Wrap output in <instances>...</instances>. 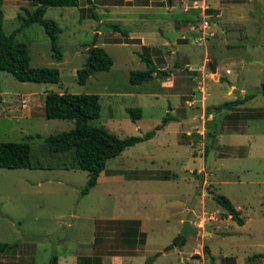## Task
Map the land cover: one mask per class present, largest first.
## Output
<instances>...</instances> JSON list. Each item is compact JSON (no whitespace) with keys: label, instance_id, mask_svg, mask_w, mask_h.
<instances>
[{"label":"rangeland","instance_id":"1","mask_svg":"<svg viewBox=\"0 0 264 264\" xmlns=\"http://www.w3.org/2000/svg\"><path fill=\"white\" fill-rule=\"evenodd\" d=\"M17 1H3L5 34L17 28L16 15L33 8ZM152 1L150 9L122 10L145 14L139 32L145 40L158 37L171 53L166 61L149 49L156 75L140 85L129 84L128 74L145 68L136 58L141 48L109 28L117 24L131 34L139 29L115 15L121 9L114 6L122 0H78L77 7L47 8L43 17L60 28L59 60L39 25L16 34L26 45L29 66L56 68L59 81L21 83L0 72V142L27 143L30 161L41 164L38 169H0V243H16L0 254V264H48L52 255L56 264H119L111 263L113 255L123 264H207L204 243L214 262L230 252L238 258L264 253V97L257 91L264 80V0H203L205 14L212 17L207 31L212 36L205 37L198 30L201 0ZM170 4L172 10L166 11ZM92 44L108 54L112 65L79 84L76 71ZM48 92L97 95L100 114L89 125L120 139L153 129L166 113L172 120L149 140L108 160L82 196L86 171L47 168L55 161L44 138L73 127L70 120L43 116ZM30 94L35 103L27 108L18 99ZM246 95L251 99L242 105L210 110ZM128 107L140 110L138 120L130 121ZM208 150L214 153L205 169ZM163 174L167 179H158ZM214 194L239 210L244 226L223 221V210L209 196ZM216 219L223 235L206 238L204 231L214 228ZM105 220H138L144 244L120 243L102 229ZM185 221L195 234L175 247L172 240ZM95 237L100 244H93ZM221 262L234 264V259Z\"/></svg>","mask_w":264,"mask_h":264},{"label":"trees","instance_id":"2","mask_svg":"<svg viewBox=\"0 0 264 264\" xmlns=\"http://www.w3.org/2000/svg\"><path fill=\"white\" fill-rule=\"evenodd\" d=\"M32 5V10L23 9V15H16L18 22L10 34L2 31V10L0 0V71L8 73L14 80L24 83H57L59 81V72L51 67H30L25 43L16 39V34L33 24L39 25L49 42V49L52 56L59 60L61 54L56 44V36L60 33L59 26L51 19L43 17L45 10L50 7H77L78 0H21ZM91 3L90 0H86ZM92 18H96L91 13ZM114 31H117L126 39L127 33L117 25H109ZM126 41H130L126 39ZM149 49H156L166 61L170 59L171 53L164 46L141 47V52L137 53L138 58L145 66L143 70L130 71L128 82L131 85H140L144 82H150L156 75V67L153 61L148 57ZM112 65V60L108 54L101 48L92 44L87 50V55L80 69L76 71V81L84 84L86 80L97 72H107ZM176 65V64H175ZM178 65V63H177ZM259 94L264 97V80L259 84ZM251 99L246 95L241 99H235L231 102L222 103L213 109L219 112L222 109L242 105ZM125 113L131 122L140 118L138 108H125ZM100 114V105L98 96L94 94H69L48 92L44 95L43 116L46 119L70 120L73 127L68 131H62L54 135H48L43 142L48 153L54 155V164L48 165L49 169H77L87 172L86 181L79 190L80 195L88 193L92 188L98 175L104 170L106 162L124 149L132 147L137 143L149 140L156 130L172 120L166 113L161 119L160 125L146 131L140 136H128L117 138L115 135L99 128L89 125V121L97 119ZM28 138V137H26ZM41 168L39 162L30 161V150L27 143L21 142H0V169H38ZM171 177H175L173 174ZM166 180V174L161 178ZM213 202L220 207L223 212L229 216L230 220L237 225H241L237 210L234 209L231 202L223 195L214 194ZM103 222L110 234L122 244L141 247L144 244L145 234L139 229L138 220H105ZM111 226V227H109ZM113 228V230H111ZM100 244V238L95 237L93 241ZM184 239L177 234L172 245L180 247ZM15 242L0 243V254L15 246ZM57 257L52 255L48 264H56Z\"/></svg>","mask_w":264,"mask_h":264},{"label":"crops","instance_id":"3","mask_svg":"<svg viewBox=\"0 0 264 264\" xmlns=\"http://www.w3.org/2000/svg\"><path fill=\"white\" fill-rule=\"evenodd\" d=\"M3 1L4 0H1V10H2V7H3ZM14 1H15V4L19 3L17 0H13V2ZM19 1H21V0H19ZM23 2H26V1H23ZM151 2H153V1L152 0H138V1H136V0H122L123 4L121 6H114L115 8L121 9V11L115 12L116 16L124 17V22H128V24H130L131 26L139 28V29H135V30H138V31H134L132 33L133 34L132 35L127 29L119 26L120 29H123V30L126 31V33H127L126 39H128L130 41H137L136 42L137 43L136 46H138L140 48L143 47V46L144 47H147V46H154V47L164 46L163 45L164 43H161V42L157 41L158 37L156 39V36H155V38L145 40L143 34L141 32H139L140 30H142L140 28H144L143 23H145V21L147 19L145 14H142V13L130 14V13L122 11V10H126L127 8L136 9V10L145 9V8L150 9V8H153V6L151 5ZM16 6L18 7V5H16ZM154 8H156V7H154ZM172 8H173V5L170 4V7L166 8V11H171ZM199 13H201V12H199ZM134 17H136V19ZM2 19H3V14H2ZM114 25H117V24H114ZM150 32L154 33V35H155V32H153V31H150ZM95 34L99 35V33L97 31H95ZM191 43H193V41H191ZM119 46H123V45H119ZM136 58L138 60V63L141 64L142 62L140 61V59L138 58L137 55H136ZM21 83H24V82H21ZM0 94H1V92H0ZM34 96H35V94H30L27 97H25L24 95H20L18 100H22V101L25 100L26 101V106H24V107L28 108V107L33 106V104L35 103V97ZM42 100H44V98ZM42 100H41V103H42ZM42 107H43V105H42ZM42 114H43V111H42ZM229 133H232V132H229ZM228 155H230V154H228ZM222 158H224V157H221L219 159H222ZM145 180H151V179H145ZM234 209L237 210V212H238V214L240 216L239 210L237 208H234ZM217 210L219 212L221 211L218 208H217ZM220 213H222L221 216H222L223 221L227 222L228 220H230L229 216L226 215L224 212L221 211ZM248 220L249 219L247 218V221ZM215 221H218V220L216 219ZM241 221H242V224L240 226H244L246 220H242L241 219ZM221 228H222L221 221L220 222L218 221L217 225L214 228H210V229L204 231V233L206 235H208V236H205V237L211 239V238H214V237L222 236L223 232H222ZM203 243H204V240H203ZM203 251H204V256L206 257L205 260H206V262L208 261L207 264H220V263H222L221 261L223 259H225V258H227L229 256L234 259V264H245L243 261L247 262L246 264H264V253H256V254H252L251 256L246 257V258H238V256L236 255L235 252H230L229 254L220 257L216 262H214V260H213L214 258H213V255L211 254V250L209 249V247L205 243H204ZM110 258H111V263L117 262L119 264H123L122 261H121V258L117 257L116 255H113Z\"/></svg>","mask_w":264,"mask_h":264},{"label":"water","instance_id":"4","mask_svg":"<svg viewBox=\"0 0 264 264\" xmlns=\"http://www.w3.org/2000/svg\"><path fill=\"white\" fill-rule=\"evenodd\" d=\"M180 65H184V61H182V62L180 63ZM212 65H214V62H212ZM210 71H211V72H214V68H213V66H211ZM215 140H216V137H215ZM213 153H214L213 150H208V152H207V154H206V156H205V160H204V168H205V169L208 168V165H209L210 160H211V158H212V156H213ZM209 196L212 197L213 195H209ZM194 234H195V231L192 230V229L189 227L188 223H187L186 221H185V222H182V227H181V230H180V233H179L180 237H181V238H184V237H186L187 235H194ZM169 248H171V246H169Z\"/></svg>","mask_w":264,"mask_h":264},{"label":"built area","instance_id":"5","mask_svg":"<svg viewBox=\"0 0 264 264\" xmlns=\"http://www.w3.org/2000/svg\"><path fill=\"white\" fill-rule=\"evenodd\" d=\"M194 7H196V6H194ZM199 8L201 9V11H200L201 12L200 13L201 22L199 24L198 30L201 32V35L203 37L212 36V33H207V31L209 29L210 21L212 20V17L205 14V11L208 9V7L204 4L203 0H201V5Z\"/></svg>","mask_w":264,"mask_h":264}]
</instances>
